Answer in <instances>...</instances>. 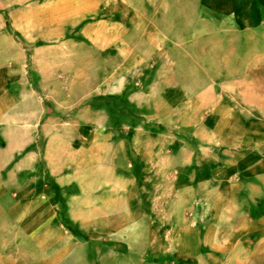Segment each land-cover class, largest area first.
I'll list each match as a JSON object with an SVG mask.
<instances>
[{
    "label": "rangeland",
    "instance_id": "374dc122",
    "mask_svg": "<svg viewBox=\"0 0 264 264\" xmlns=\"http://www.w3.org/2000/svg\"><path fill=\"white\" fill-rule=\"evenodd\" d=\"M50 1L0 0V53H10L13 64L15 56L26 57L23 61L33 86L38 80L31 65L34 47L56 44V27L50 18L58 11L51 9ZM98 1L76 0L77 18L99 20L101 14L95 11ZM39 3L49 6L37 12ZM89 6L91 10H84ZM38 16L44 24L36 26ZM84 20L65 28L64 34L82 38ZM225 29L226 36L221 35L216 43L219 49L214 58L198 59L203 68L194 57L200 48L196 43L188 44L185 50L169 48L168 57L164 52L155 53L147 64L133 71L128 76V89L119 95H103L102 89L116 65L115 58L101 54L93 45L77 47L75 60L68 66L60 65L75 70L70 77L72 107L54 105L55 100L62 102L64 92L53 94L55 100L42 97L45 116L64 121L59 122L63 131L54 146L55 153H64L58 182L47 174L41 155L46 138L38 137L27 148L38 151L37 162L28 171L13 172L0 196V264H37L48 258L51 245L42 244L40 233L51 216L85 242L82 254L91 264H150L154 258L149 255L144 236L147 222L158 225L173 240L178 237L173 235L174 230L181 226L204 230L208 237L214 234L220 248L214 260L219 261L204 256L203 264H264V179L257 181L255 188L231 189L233 201L221 203L219 217L212 220V198L220 190L221 198L227 200V190L212 186L208 180L211 168L232 159L237 150L229 151L203 136L194 108L186 104L169 106L162 99L163 86L183 87L192 94L214 81L221 100L232 106L235 118L259 116V108L243 105L242 96L229 89L233 75L223 71L236 70L232 57L235 48L227 35L230 28ZM204 33H208L207 28ZM46 59L42 55L41 62ZM58 61L63 63V59ZM246 78L251 94L248 99L258 95L263 99L264 65L247 72ZM131 94L136 97L133 101L129 100ZM208 117L204 113V118ZM134 132L136 137L131 141ZM103 133L106 138L101 137ZM0 174L8 177L6 171ZM229 175L222 173L221 178L228 180ZM127 179L130 182L125 183ZM260 189L258 201L255 192ZM132 203L147 215L139 226L102 238L93 225L85 228L87 233H80V220L85 217L94 220L103 209L121 213ZM186 237L191 240L189 233Z\"/></svg>",
    "mask_w": 264,
    "mask_h": 264
},
{
    "label": "crops",
    "instance_id": "0c3cea01",
    "mask_svg": "<svg viewBox=\"0 0 264 264\" xmlns=\"http://www.w3.org/2000/svg\"><path fill=\"white\" fill-rule=\"evenodd\" d=\"M75 1L51 0L48 3L51 9L58 11L57 16L53 14L50 18L56 27V44L34 47L31 65L38 77L35 86L27 76L23 61L26 57L22 54L15 56L13 64L10 53H0V173L6 171L8 175L5 178L0 174V196L4 195L7 180L12 178L13 172L28 171L37 162L38 151H28L27 148L38 137L46 138L41 155L46 162L47 174L58 182L64 153H55L54 146L63 131L59 122L64 121L45 116L42 97L54 99L55 93L64 92L62 102L54 99V105L64 109L72 107L69 93L73 83L70 77L74 76L75 70L60 65L66 63L68 66L75 60L77 47L93 45L101 54L115 58L116 65L110 70L102 89L105 90L103 95H119L128 89V76L133 71L147 64L155 53L164 52L168 57L169 48L185 50L188 44L196 43L200 48L194 57L197 65L203 68L198 59L214 58L219 49L216 43L221 41V35L226 36L223 34L225 28H230L227 35L234 44L232 57L236 70L223 73L233 75L229 89L242 96L243 105L259 108V116L235 118L232 106L221 100L214 81L197 88L192 94H187L183 87H162V99L169 106L186 104L194 108L196 122L200 118L202 123L203 136L205 134L209 140L224 145L229 151L237 150L232 159L216 163L208 177L212 186L227 190V200L221 198L220 190L212 198L211 219L216 220L220 204L233 201L231 189L255 188L257 181L260 183L264 179V98L258 95L253 100L248 99L251 94L246 81L247 72L264 65V0H99L95 11H99L101 17L95 22H86L87 17L77 18ZM48 4L39 3L35 9L38 12ZM91 9L89 6L84 10ZM83 20L82 38L64 34L65 28ZM41 22L44 24L38 16L36 26ZM204 28H207V34ZM4 39L10 42V38L5 36ZM210 41L212 45H209ZM42 55L48 60L41 62ZM60 59L63 63L58 61ZM110 81L112 83L108 85ZM135 98V94L129 96L130 101ZM204 113L209 117L205 119ZM101 137L106 138V134ZM135 137L136 132L131 141ZM139 153L143 154L140 149ZM225 172L231 174L228 180L221 178ZM127 182L130 179L125 180ZM261 195V189L256 191L255 199L260 201ZM145 217L144 211L134 203L117 214L103 209L94 220L91 217L80 220L83 226L80 233H87L85 228L93 225L96 235L101 238L121 234L129 226H139ZM48 219L50 221L41 228L40 234L42 244L51 245V252L48 258L37 264H91L82 254L85 242L61 227L54 216ZM164 232L158 225L147 222L144 236L149 255L154 258L150 264H203L204 256H211L212 262L219 261L214 260L220 250L214 234L208 237L204 230L181 226L174 230L173 235L178 237L173 240ZM188 233L190 241H187ZM205 250H209L208 253H203Z\"/></svg>",
    "mask_w": 264,
    "mask_h": 264
}]
</instances>
